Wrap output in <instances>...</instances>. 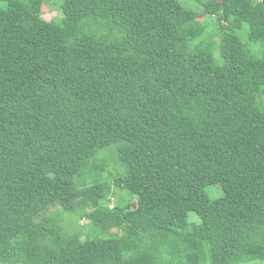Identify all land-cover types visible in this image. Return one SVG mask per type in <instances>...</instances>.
Returning a JSON list of instances; mask_svg holds the SVG:
<instances>
[{"label":"trees","instance_id":"trees-1","mask_svg":"<svg viewBox=\"0 0 264 264\" xmlns=\"http://www.w3.org/2000/svg\"><path fill=\"white\" fill-rule=\"evenodd\" d=\"M262 42L264 0H0V264H264Z\"/></svg>","mask_w":264,"mask_h":264},{"label":"rangeland","instance_id":"rangeland-1","mask_svg":"<svg viewBox=\"0 0 264 264\" xmlns=\"http://www.w3.org/2000/svg\"><path fill=\"white\" fill-rule=\"evenodd\" d=\"M258 0H255V2ZM42 12H43V17L47 20L52 19L53 17H56L57 15H59V11L57 8H51L49 5H43L42 6ZM200 20H203V17H200ZM214 25V19L210 20V24L209 26L213 27ZM246 27H244L243 29H245ZM260 46V45H259ZM264 46V42H262V45L260 46L263 47ZM102 155L104 157H106V159L108 160L107 163V170L104 172V176L106 179H108L109 181L113 180V176L116 173V171L121 167L120 164L115 162V145H111L108 148L103 149ZM207 193L210 197L215 198V197H219L222 195L223 191L220 187V185L218 184H214V185H210L207 189ZM113 192L114 194L111 195V205L116 201V198L119 197L121 194H123V192L118 191L115 187H113ZM132 207L136 206V201H132L131 202ZM60 206L59 205H55L52 206L50 208L51 211H57L59 210ZM188 216H189V221L191 222H198L200 220L199 216L197 213H195L194 211H189L188 212ZM65 223V226H64ZM116 229H112L111 232H115ZM62 232L64 235H68L69 233H75V232H80L81 234V239H85L87 237L88 234H91L93 231V227L92 225L89 223L88 218L86 217H72L71 215H65L64 217V221H63V226H62ZM256 261V260H253ZM4 264V263H2ZM249 264H262V263H249Z\"/></svg>","mask_w":264,"mask_h":264}]
</instances>
